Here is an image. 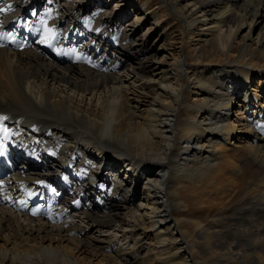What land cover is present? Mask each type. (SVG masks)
Wrapping results in <instances>:
<instances>
[{"label": "bare ground", "instance_id": "bare-ground-1", "mask_svg": "<svg viewBox=\"0 0 264 264\" xmlns=\"http://www.w3.org/2000/svg\"><path fill=\"white\" fill-rule=\"evenodd\" d=\"M127 1L0 0V264H264V0Z\"/></svg>", "mask_w": 264, "mask_h": 264}, {"label": "rangeland", "instance_id": "rangeland-1", "mask_svg": "<svg viewBox=\"0 0 264 264\" xmlns=\"http://www.w3.org/2000/svg\"><path fill=\"white\" fill-rule=\"evenodd\" d=\"M50 0H43V3H44V5L43 6H45L46 5V3H48ZM58 1H60V0H58ZM94 1V0H93ZM106 1V0H105ZM131 3H130V2ZM90 2V5H91V0H87V6H88V3ZM127 2H129V4H132V5H129V7L131 8V9H133V7L135 8V5H133V0H128ZM139 2H140V0H139ZM115 5L116 4H113L112 2H110V3H107V7H109V10H111V12H114L113 13V15L114 16H119L120 17V10L118 9V10H116V11H113V10H115ZM35 4H31V5H29L28 6V11H27V14H32V12H37V10L35 9ZM91 10V6L88 8H86L85 7V9H84V12H85V14H89V11ZM31 12V13H30ZM137 13H140L139 14V16H142L141 14H142V12L141 11H138ZM129 14V15H128ZM68 16H70L71 17V20L70 21H75L76 20V15L72 12V11H69L68 12ZM134 17V14L132 13H127V17L125 18H123V16H121V18H118V20L119 21H121L122 23H123V25H128V24H131L132 22H131V20H132V18ZM78 18V17H77ZM153 18H154V16H153V14H151V12L149 11V12H147L146 13V16H145V22H143V23H141V24H139L136 28H137V31H136V34H138L139 36H142L144 33H146L147 32V29L149 28V26H153L152 24H153V22H155V20H153ZM167 20H170V19H168L167 18ZM164 27V26H163ZM254 29H253V32H252V34H251V39H248L247 40V43L248 44H250V43H252L253 41H255L256 39H257V36H258V34L260 33V31H261V29L264 27V23L263 24H256L255 26L253 25L252 26ZM163 30V28H162V26L161 27H157V29H156V34L158 35L161 31ZM249 32V25H246V26H244L243 27V29L241 30V32H240V37H242V36H244V35H246L247 33ZM155 33V30H153L152 32H150V33H148V36H146V38L145 39H148V41L150 42V43H152L156 38H157V35H155V36H153V37H151V38H149V36L150 35H152V34H154ZM242 39V38H241ZM162 43L163 42H161V43H158L157 44V46H158V48L162 45ZM172 45H173V47L174 48H179L180 47V44H178L177 42H173L172 43ZM170 47H167V51H165L164 49H161L160 51V55L162 56V55H169L170 54V49H169ZM116 48H114L113 50H108L107 51V53H109V54H111V55H115V52H116ZM94 51V50H93ZM93 51H91V52H93ZM98 56H101V54H100V51H99V53H98ZM120 57H122V58H125V59H128V60H133L132 59V57H131V55L129 54V53H125L124 55H119ZM168 61H171V59L169 58L168 59ZM251 83L252 84H250V85H245L250 91H249V94H253V93H257V94H259L260 95V100L258 101V103H257V105H256V107L255 106H253V107H251V111H249V112H245V110H243V109H241V111H242V113L244 114V115H251L252 117H254V119H256V120H258V119H260L261 117H259V115L258 114H254V111L256 110V111H259L260 109H261V107H263V109H264V78H260L259 77V72H256V74L255 75H253V77H252V79H251ZM142 85V83H139V85L138 86H141ZM142 88V87H141ZM238 97H240V96H238ZM241 101H242V99H241ZM251 102H253L252 100H251ZM243 103V102H242ZM254 103V102H253ZM240 104V103H239ZM260 105H262V106H260ZM233 106V108L230 110V112H231V114L233 115V116H236V115H238V114H235L234 112H236V111H238V109H237V106H235L234 104L232 105ZM234 118V117H233ZM264 118V117H263ZM236 136H238V139H237V137L236 138H234L233 139V144L236 142L237 144H241L242 143V141H243V144H244V142H246V144H252V136H253V134H252V136H249V133H241V134H239V133H237L236 134ZM250 142V143H249ZM221 143L223 144V146L224 147H228V141L226 140V137H223V139L221 140ZM230 147H232V148H235V146L234 145H230ZM89 154H90V152H89ZM92 154L93 153H91L90 155H91V157H92ZM236 154V153H235ZM225 155H223V157H224ZM235 157V159L237 158V160H239L240 158H238V157H236V155L234 156ZM93 158H95V159H97L96 158V156L95 157H93ZM226 158V159H225ZM227 159H228V157L227 156H225L223 159H221L220 160V165H224L225 163H226V161H227ZM46 160V159H45ZM112 160L113 159H111V161L109 160V163H112ZM232 162H234V160H233V158H232V160H231ZM113 162H115L114 160H113ZM58 164V163H57ZM117 167H121L123 170L125 169V166H124V164H122V162H116V168ZM42 168L43 167H41V165H39V167H38V169L41 171L42 170ZM34 169V168H33ZM27 170V169H26ZM107 170V169H106ZM127 172V171H126ZM117 183V182H116ZM59 186H61V187H63L64 186V184L63 183H61V182H58L57 183ZM65 187V186H64ZM118 187H120L119 185H118ZM137 188V189H136ZM135 188V196H141V192H142V184H140V185H138L137 187ZM98 191V189H95L94 190V192H97ZM47 194V195H46ZM47 196V197H46ZM50 195L47 193V192H45V198H46V203H45V205L47 206V207H49L50 208V210L51 209H53V200H52V198H51V196L49 197ZM134 196V197H135ZM48 198V199H47ZM50 199V200H49ZM115 201H113V203L112 204H110L109 206H110V208L111 209H109V211L111 212V211H120L119 209H121V208H114L113 209V206L115 205V207H119V205L117 206V203H116V198H113ZM52 200V201H51ZM91 200V199H90ZM107 202H109V201H107ZM52 205H51V204ZM51 205V206H50ZM96 209H97V207H95ZM60 209H61V207H60ZM100 209H102V207H100ZM80 221V218H73V216H68L67 218H66V220H65V222L67 223L66 225H67V227H70L71 225H74V224H77V222H79ZM84 225V224H83ZM98 227H94L92 230H90V232L89 233H92V232H95V233H93V235L95 234V236L97 237V240H102V239H106V237H104V236H108V235H111V234H113V233H105L104 234V236H101L100 235V232H97V231H99L98 229H97ZM115 230V229H114ZM113 229L112 230H110V232H115ZM107 231V229H104V232H106ZM72 233H73V231H71ZM98 234V235H97ZM147 236H149V238L150 237H153V234L151 233V231H149L148 233H147ZM111 237V236H110ZM119 241V240H118ZM119 243H121V244H123L122 243V241L120 240L119 241ZM105 246V245H104ZM132 246V243H130V241H128L127 240V243L125 244V246H123L126 250L128 249H130V248H132L131 247ZM112 253V252H111ZM112 255H114V254H112ZM99 263V261L97 260V259H93V264H98ZM120 263H123V261H121L120 260Z\"/></svg>", "mask_w": 264, "mask_h": 264}, {"label": "snow or ice", "instance_id": "snow-or-ice-1", "mask_svg": "<svg viewBox=\"0 0 264 264\" xmlns=\"http://www.w3.org/2000/svg\"><path fill=\"white\" fill-rule=\"evenodd\" d=\"M10 8H11V5L9 4L7 8H0V11H7Z\"/></svg>", "mask_w": 264, "mask_h": 264}]
</instances>
